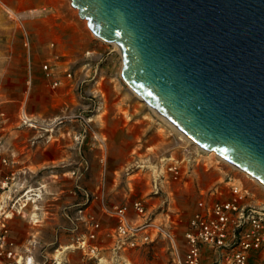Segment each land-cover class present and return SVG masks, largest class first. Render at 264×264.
<instances>
[{"label":"rangeland","instance_id":"1","mask_svg":"<svg viewBox=\"0 0 264 264\" xmlns=\"http://www.w3.org/2000/svg\"><path fill=\"white\" fill-rule=\"evenodd\" d=\"M42 8L47 12L23 23L27 50L8 13ZM51 54L61 79L54 89L41 72ZM121 66L119 50L90 32L71 0H0V158L8 175L0 185V264H84L76 243L90 217L101 227L94 242L100 252L112 241L115 221L105 207L142 199L157 221L168 214L185 225L228 178L264 204L260 183L154 114L124 83ZM23 112L38 125L23 126ZM169 156L182 161L185 183L153 195L150 166ZM127 256L135 264H171L164 242Z\"/></svg>","mask_w":264,"mask_h":264},{"label":"water","instance_id":"2","mask_svg":"<svg viewBox=\"0 0 264 264\" xmlns=\"http://www.w3.org/2000/svg\"><path fill=\"white\" fill-rule=\"evenodd\" d=\"M124 83L264 185V0H71Z\"/></svg>","mask_w":264,"mask_h":264},{"label":"built area","instance_id":"3","mask_svg":"<svg viewBox=\"0 0 264 264\" xmlns=\"http://www.w3.org/2000/svg\"><path fill=\"white\" fill-rule=\"evenodd\" d=\"M35 10L8 13L19 24L23 46L27 50L29 38L24 21L39 12H47L46 8L38 10V13ZM53 46L54 43H51L50 47ZM56 59L57 55L51 54L41 64L43 78L52 89L61 84V79L56 76ZM65 77L70 79L71 74L65 71ZM20 120L23 126L38 125L25 112L21 113ZM181 162L169 156L150 166V191L153 195H158L173 183H185ZM4 166H7V159L1 157V186L8 181V175L2 173ZM104 212L115 221L110 234L112 245L107 250L109 254L105 256L94 244L101 227L90 217L89 231L76 243V248L82 252L84 264H135L128 258V252L158 242L166 243L170 249L171 264H202L205 251L210 252L209 264H248L256 253L263 254L260 264H264V204L259 202L254 191L235 178L222 180L209 191L207 199L190 215L185 225H179L180 221L171 219L168 214L157 221L142 199L105 207ZM81 213L82 209L79 208L77 214ZM11 254L9 251L7 256Z\"/></svg>","mask_w":264,"mask_h":264},{"label":"bare ground","instance_id":"4","mask_svg":"<svg viewBox=\"0 0 264 264\" xmlns=\"http://www.w3.org/2000/svg\"><path fill=\"white\" fill-rule=\"evenodd\" d=\"M39 10V9H38ZM37 9L34 11L35 13H38L39 11H38ZM24 15H26V14H24ZM28 15V14H27ZM118 50H119V47L117 46V44L116 43H112ZM139 98L140 99H142L140 96H139ZM144 101V100H143ZM147 104V103H146ZM147 106H148V108L150 109V110H152V112L154 113V114H156L158 117H160L161 119H163L166 123H168L171 127H173L179 134H181V136L182 137H184L186 140H188V141H191L192 143H195L194 141H192V140H190L189 138H187L185 135H183L170 121H168L165 117H163L162 115H160L155 109H153L152 107H150L148 104H147ZM195 144H197V143H195ZM198 145V144H197ZM199 146V145H198ZM206 150V149H205ZM208 153H214V154H216L214 151H210V150H206ZM218 157H220L221 159H223L221 156H219L218 154H216ZM223 160H225V159H223ZM226 161V160H225ZM226 162H228V161H226ZM229 163V162H228ZM231 164V163H230ZM232 165V164H231ZM234 166V165H233ZM235 167V166H234ZM237 168V167H236ZM239 169V168H238ZM239 170H241V169H239ZM242 172H244L243 170H241ZM245 173V172H244ZM246 175H248L247 173H246ZM249 177H251L250 175H248ZM253 180H255L256 182H258V183H260L258 180H256L255 178H253V177H251ZM261 184V183H260ZM262 185V184H261ZM263 187H264V185H262ZM29 191H31V190H29ZM29 191H27V193H26V195L28 194V192ZM26 199H29V200H31L30 199V197H27ZM32 263V260H31V258H29V260H28V262H27V264H31Z\"/></svg>","mask_w":264,"mask_h":264},{"label":"crops","instance_id":"5","mask_svg":"<svg viewBox=\"0 0 264 264\" xmlns=\"http://www.w3.org/2000/svg\"><path fill=\"white\" fill-rule=\"evenodd\" d=\"M111 245H112V241L109 242L106 245L107 250L111 247ZM108 254L109 253L106 252L104 255L107 256ZM262 257H263L262 253H256V254H254L253 257L250 258L248 264H260V261H261ZM210 259H211L210 252L209 251H205V257H204V260L202 261V264H209L210 263Z\"/></svg>","mask_w":264,"mask_h":264}]
</instances>
